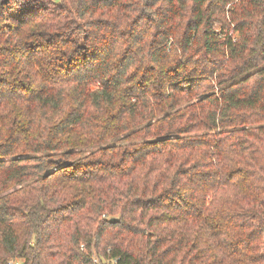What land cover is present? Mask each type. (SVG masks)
Masks as SVG:
<instances>
[{"label":"trees","instance_id":"obj_1","mask_svg":"<svg viewBox=\"0 0 264 264\" xmlns=\"http://www.w3.org/2000/svg\"><path fill=\"white\" fill-rule=\"evenodd\" d=\"M103 259L264 264V0H0V264Z\"/></svg>","mask_w":264,"mask_h":264},{"label":"rangeland","instance_id":"obj_2","mask_svg":"<svg viewBox=\"0 0 264 264\" xmlns=\"http://www.w3.org/2000/svg\"><path fill=\"white\" fill-rule=\"evenodd\" d=\"M94 259H95V263H98L100 261L99 258L94 257ZM102 263L103 264H111L110 261L104 260V259H103Z\"/></svg>","mask_w":264,"mask_h":264},{"label":"water","instance_id":"obj_3","mask_svg":"<svg viewBox=\"0 0 264 264\" xmlns=\"http://www.w3.org/2000/svg\"><path fill=\"white\" fill-rule=\"evenodd\" d=\"M110 222L111 223H117V222H119V220L118 219H111Z\"/></svg>","mask_w":264,"mask_h":264}]
</instances>
